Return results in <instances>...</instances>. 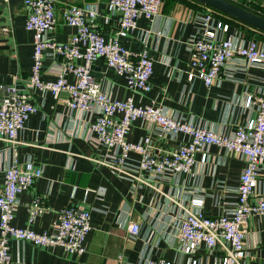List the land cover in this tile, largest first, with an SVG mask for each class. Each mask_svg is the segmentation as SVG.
I'll list each match as a JSON object with an SVG mask.
<instances>
[{
	"label": "crops",
	"instance_id": "1",
	"mask_svg": "<svg viewBox=\"0 0 264 264\" xmlns=\"http://www.w3.org/2000/svg\"><path fill=\"white\" fill-rule=\"evenodd\" d=\"M107 1L55 0L57 23L48 37L58 43L68 42L75 29L63 22V10L69 5L83 4L97 7L99 16L94 28L105 38L110 37L118 26L119 14L106 12ZM230 1L250 12L264 8V0ZM206 10L209 8L191 0H164L160 16L152 22L139 18L136 29L122 39V44L134 54L145 51L154 64L151 89L134 94L137 104L155 102L161 104L165 113L230 133L255 116L256 110L247 109L244 104L248 95L258 98L264 93V66L249 65L236 58L222 68L220 78L210 87L197 79L189 81L191 44L199 28L198 16ZM12 11L11 15L8 10L3 14L8 34L7 43L0 46L8 48L0 49V85L22 88L32 67L33 39L24 28L27 10L22 3ZM233 29L236 28L232 26ZM59 63L58 57L45 54L42 79L55 80ZM93 71L94 78L113 97L130 95L124 78L103 60L94 63ZM5 94L0 91V95ZM67 97L64 92L57 98L46 91L31 94L30 100L38 111L19 132L18 143L8 149L0 140V185L13 153L20 162L29 160L41 167L42 177L17 198L13 225L38 233L51 232L62 209H90L91 230L84 243L85 252L73 256L58 247H36L9 239L10 264H150L158 259L189 264L190 256L180 251L177 238L183 206L188 207L196 195L203 199L202 211L206 215L231 211L244 160L211 146L207 150L208 160H198L192 176L168 174L151 185L138 183L96 161L105 150L88 131L86 123L91 115L70 111ZM146 135L138 120L126 139L136 143ZM183 139L163 138L156 143L157 152L172 150ZM131 158L128 170L134 172L132 168L139 157L133 153ZM257 192L264 196V167L260 169ZM35 197H40L45 210L33 223H28V207ZM131 223L140 225L137 236L128 233ZM244 229L246 256L241 264H264V215H252ZM194 256L201 264H220L221 253L217 249L202 247Z\"/></svg>",
	"mask_w": 264,
	"mask_h": 264
},
{
	"label": "built area",
	"instance_id": "2",
	"mask_svg": "<svg viewBox=\"0 0 264 264\" xmlns=\"http://www.w3.org/2000/svg\"><path fill=\"white\" fill-rule=\"evenodd\" d=\"M250 2L251 0H244ZM164 0H108L106 12L119 14L114 33L105 38L94 28L99 16L92 4L69 5L62 13L63 22L75 29L68 42L58 43L48 37L57 23L55 0H22L27 10L24 28L32 34V67L22 88L0 85V140L8 149L15 147L21 130L30 116L38 111L30 96L35 91L49 92L54 98L64 92L70 111L88 113L86 123L105 152L98 163L127 175L136 182L151 185L168 174L193 175L197 161L206 163L207 150L214 146L225 155L241 157L244 167L236 188V203L228 212L215 216L202 211L203 199L193 197L184 207L178 225V246L190 256L189 264H201L194 254L202 247L217 249L220 264H241L246 256L245 229L249 218L264 215V196L257 192L260 169L264 167V93L258 98L248 95L245 108L255 109V116L230 133L216 131L206 125H195L175 114L165 113L161 104L140 105L135 93L150 91L154 64L145 51L134 54L122 39L136 29L143 17L152 22L160 16ZM199 28L194 35L189 54L188 80H200L210 87L220 78L222 68L239 58L249 65L264 66V43L248 37L239 29L217 19L209 9L199 16ZM47 52V53H46ZM45 54L60 59L53 81L41 77ZM103 60L106 66L125 80L130 92L123 98L104 91L92 74L94 63ZM141 121L147 135L139 142L126 139L135 121ZM181 140L174 149L157 152L156 143L166 137ZM138 155L134 172L129 171L131 155ZM199 158L197 159V157ZM43 175L42 168L32 161L18 160L17 154L8 161L0 185V264H10L9 239L28 242L36 247H58L68 255L85 252V240L91 230V210L79 206L62 209L51 232L38 233L30 228L13 225L17 198L31 188ZM45 208L40 197L28 207V223L42 215ZM140 225L131 223L128 233L137 236ZM150 264H178L158 259Z\"/></svg>",
	"mask_w": 264,
	"mask_h": 264
},
{
	"label": "water",
	"instance_id": "3",
	"mask_svg": "<svg viewBox=\"0 0 264 264\" xmlns=\"http://www.w3.org/2000/svg\"><path fill=\"white\" fill-rule=\"evenodd\" d=\"M210 8H213L221 13L233 17L247 25H250L260 31L264 32V18L258 16L238 5L227 0H195ZM22 0H0V44H6L7 26L4 24L6 19L3 14L8 10L12 14L13 7H19ZM6 46H0V49H7ZM96 70V69H95ZM94 75V71L92 72Z\"/></svg>",
	"mask_w": 264,
	"mask_h": 264
},
{
	"label": "trees",
	"instance_id": "4",
	"mask_svg": "<svg viewBox=\"0 0 264 264\" xmlns=\"http://www.w3.org/2000/svg\"><path fill=\"white\" fill-rule=\"evenodd\" d=\"M191 1L193 3H195L196 5H202L204 7V9H206V8L212 9L213 11H215V12H217L219 14L218 15L216 13L217 16H225L227 19L224 20V21L229 22L231 24V27L233 26V27L241 30L244 33V35H246L248 37H254L257 40H259V41L264 43V32L263 31H260V30L254 28V27H252L250 25H247V24H245V23H243V22H241V21H239V20H237V19H235L233 17H230V16H228V15H226L224 13H221V12L213 9V8H210V7L204 5V4L200 3V2H197L195 0H191ZM258 8H259L258 11H256L258 14L255 13L254 11H252V12H254V14H256L258 16L264 17V8L263 7H258ZM219 18L221 19L222 17H219ZM255 33H258L259 36L257 37V34H255Z\"/></svg>",
	"mask_w": 264,
	"mask_h": 264
},
{
	"label": "rangeland",
	"instance_id": "5",
	"mask_svg": "<svg viewBox=\"0 0 264 264\" xmlns=\"http://www.w3.org/2000/svg\"><path fill=\"white\" fill-rule=\"evenodd\" d=\"M228 1H230V0H228ZM230 2H231V1H230ZM210 10L214 13V15H215V17H216L217 19H219V20H221V21H223V22H225V23L231 25L229 22L224 21V20L227 19L225 16H217V15H216L217 12L213 11L212 9H210ZM217 14H218V13H217ZM218 15H219V14H218ZM219 17H222V18L220 19Z\"/></svg>",
	"mask_w": 264,
	"mask_h": 264
}]
</instances>
